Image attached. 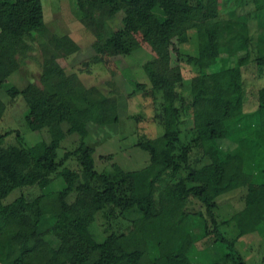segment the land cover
Listing matches in <instances>:
<instances>
[{
	"label": "trees",
	"instance_id": "trees-1",
	"mask_svg": "<svg viewBox=\"0 0 264 264\" xmlns=\"http://www.w3.org/2000/svg\"><path fill=\"white\" fill-rule=\"evenodd\" d=\"M76 12L94 40L98 56H127L138 44L139 32L164 67L159 73L151 62L143 72L150 84L148 96L159 106L155 116L161 135L140 141L136 147L148 154L150 166L160 157L163 166L152 176L146 170L122 172L116 182L94 170L93 149L85 146L86 124L108 125L117 121L115 102L94 87L84 88L74 75L66 76L56 58L76 50L67 38L50 37L41 51L38 85L21 87L3 82L28 58L45 32L40 0H0V90L8 98L20 97L27 114L47 137L32 147L1 146L8 133L0 134V190L18 189L9 203L0 201V264H190L196 241L213 237L224 249L222 263L244 264L234 249L236 238L220 230L208 197V188L221 184L225 191L244 189L243 206L231 217L237 236L256 232L264 225V86L254 92L255 108L243 111L244 90L241 56L251 61L256 77L264 69V9L254 13L259 30L252 38L247 24L219 19V0H84ZM121 13V29H107L106 20ZM193 31L197 43L198 73L189 81L188 102L176 90L182 78L171 54ZM38 46V45H36ZM43 49V50H42ZM254 53L251 57L250 54ZM204 62L206 67H200ZM224 65L228 73L231 115L215 120L211 107V71ZM261 69V70H258ZM158 99V102H157ZM189 109L200 151V166L177 152L183 111ZM5 106L0 100V120ZM63 125L67 126L63 129ZM78 144L56 159L66 136ZM188 149V148H187ZM186 149V151H187ZM73 158L78 171L63 167ZM182 170L185 176L177 174ZM53 175L64 187L44 194ZM38 194L26 200L23 190ZM74 193L71 202L66 198ZM200 198V209L185 211L190 196ZM111 206L120 214L135 210L126 234L110 232L97 242L90 232L94 216ZM45 236L53 238L49 244ZM217 264V263H213Z\"/></svg>",
	"mask_w": 264,
	"mask_h": 264
},
{
	"label": "rangeland",
	"instance_id": "rangeland-1",
	"mask_svg": "<svg viewBox=\"0 0 264 264\" xmlns=\"http://www.w3.org/2000/svg\"><path fill=\"white\" fill-rule=\"evenodd\" d=\"M203 3V0H194ZM45 32L42 38L34 44V49L28 53V58L19 68L12 73L4 84L21 87L25 82L38 85L43 60L42 46L50 37L67 38L76 46V50L67 56L56 58V64L66 76L74 75L84 88L94 87L104 97L115 102L117 121L108 125L86 124V137L83 139L85 146L93 149L92 160L94 170L105 173L110 179L118 182L119 176L112 166L122 172L146 170L153 175L163 164L161 158L150 166L148 154L136 147L138 142L155 139L161 135V127L155 117L159 106L148 96L150 84L146 79L142 66L151 62L159 73L164 72V67L154 54L150 46L144 41L139 32L132 36L138 47L127 56H98L91 49L94 40L92 32L85 27L77 15V8L84 7V0H40ZM221 14L219 19H236L244 21L249 33L254 38L259 28L256 21V10L264 9V0H219ZM121 13H116L106 20L107 29L116 31L121 29ZM38 45V46H36ZM197 43L193 31L187 32V40L178 46L179 58L173 54L170 65H177L182 78L181 87L176 89L188 102L189 81L197 75L198 65L191 62L196 57ZM43 50V49H42ZM254 53H251L252 57ZM190 59V60H189ZM238 63L242 66L244 106L243 111H252L255 108L254 92L264 86V69L256 77V69L251 61L241 56ZM200 67H206L200 62ZM258 70H261L258 68ZM211 107L215 120L227 119L231 115L230 94L228 87V73L226 67L211 71ZM0 100L4 103L5 110L0 120V134L9 135L2 140L1 146L22 145L32 147L47 137L42 129L27 114L20 97L8 98L0 90ZM158 102V99H157ZM180 134L177 142V152L189 159L191 164L200 166L204 161H199L200 151L193 145L194 136L189 109L183 111L181 117ZM67 126L63 125L65 130ZM78 144L76 135L66 136L56 150V159L62 158L65 152H71ZM188 148V149H187ZM187 149V151H186ZM63 167L78 171V166L73 158H68ZM181 169L177 174L185 176ZM64 184L60 178L53 175L51 184L42 192L50 194L60 191ZM26 200H31L38 194L35 187L22 191ZM19 194L18 189L4 194L0 190V201L4 204L12 201ZM208 197L216 207L213 214L220 224L219 230L230 240L236 238L234 249L239 254L244 264H264V225L256 232H251L240 237L232 223L231 217L243 206L244 189L225 191L221 184H213L208 188ZM74 193L66 198L71 202ZM200 198L190 196L185 202V211L197 212L200 209ZM138 213L133 209L120 214L111 206H106L95 214L90 232L97 242L102 241L110 232L126 234L131 228L130 221ZM44 240L52 244L53 238L45 236ZM194 249L189 255L190 264H227L222 263L224 255L222 247L213 244V237H205L196 241Z\"/></svg>",
	"mask_w": 264,
	"mask_h": 264
}]
</instances>
